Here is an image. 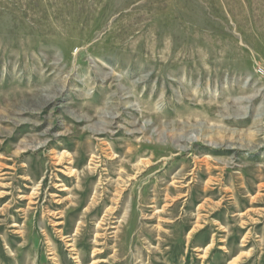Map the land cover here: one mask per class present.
<instances>
[{
	"label": "rangeland",
	"instance_id": "rangeland-1",
	"mask_svg": "<svg viewBox=\"0 0 264 264\" xmlns=\"http://www.w3.org/2000/svg\"><path fill=\"white\" fill-rule=\"evenodd\" d=\"M0 264H264V0H0Z\"/></svg>",
	"mask_w": 264,
	"mask_h": 264
}]
</instances>
